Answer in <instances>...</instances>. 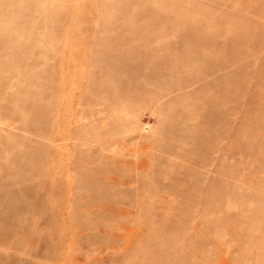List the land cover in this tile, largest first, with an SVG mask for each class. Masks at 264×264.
Instances as JSON below:
<instances>
[{
  "label": "rangeland",
  "instance_id": "rangeland-1",
  "mask_svg": "<svg viewBox=\"0 0 264 264\" xmlns=\"http://www.w3.org/2000/svg\"><path fill=\"white\" fill-rule=\"evenodd\" d=\"M0 264H264V0H0Z\"/></svg>",
  "mask_w": 264,
  "mask_h": 264
}]
</instances>
